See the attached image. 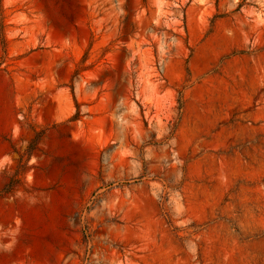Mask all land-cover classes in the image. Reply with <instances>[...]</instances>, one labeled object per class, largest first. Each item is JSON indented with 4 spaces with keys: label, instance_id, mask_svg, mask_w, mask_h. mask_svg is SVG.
<instances>
[{
    "label": "rangeland",
    "instance_id": "374dc122",
    "mask_svg": "<svg viewBox=\"0 0 264 264\" xmlns=\"http://www.w3.org/2000/svg\"><path fill=\"white\" fill-rule=\"evenodd\" d=\"M0 23V264H264V0Z\"/></svg>",
    "mask_w": 264,
    "mask_h": 264
},
{
    "label": "trees",
    "instance_id": "16d2710c",
    "mask_svg": "<svg viewBox=\"0 0 264 264\" xmlns=\"http://www.w3.org/2000/svg\"><path fill=\"white\" fill-rule=\"evenodd\" d=\"M2 30H3V25L0 23V36L1 37H2ZM1 43H2L3 46L5 45V42H4V38L3 37H2ZM36 141H37V136L34 139V141L32 142V144L28 147V150L29 151L34 147ZM12 184H13V181L10 182V184H8V186L6 187V189L4 191H8L10 189V187L12 186Z\"/></svg>",
    "mask_w": 264,
    "mask_h": 264
}]
</instances>
